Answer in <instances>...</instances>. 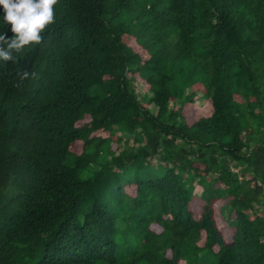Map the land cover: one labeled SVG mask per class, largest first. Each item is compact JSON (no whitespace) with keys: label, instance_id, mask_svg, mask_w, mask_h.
I'll list each match as a JSON object with an SVG mask.
<instances>
[{"label":"trees","instance_id":"obj_1","mask_svg":"<svg viewBox=\"0 0 264 264\" xmlns=\"http://www.w3.org/2000/svg\"><path fill=\"white\" fill-rule=\"evenodd\" d=\"M60 2L0 264H77L76 244L105 264H264V0Z\"/></svg>","mask_w":264,"mask_h":264},{"label":"clouds","instance_id":"obj_2","mask_svg":"<svg viewBox=\"0 0 264 264\" xmlns=\"http://www.w3.org/2000/svg\"><path fill=\"white\" fill-rule=\"evenodd\" d=\"M60 3V0H0V220L2 214L12 213L26 199L31 187L27 155H32L36 146L31 139L23 137L26 112L35 96L49 88L44 74L55 56L51 32L59 28L55 22ZM81 121L73 123V127L81 126L83 123L78 125ZM74 142L78 140H73L69 149ZM125 188L131 189V194ZM138 189L137 182L123 187L135 202ZM109 224L113 233L109 242L104 239V244L109 254L116 247L115 257L124 242V228L120 229L126 224L121 220ZM163 254L167 255L165 251ZM66 258L77 264H105L109 255L98 258L86 245L76 244Z\"/></svg>","mask_w":264,"mask_h":264},{"label":"rangeland","instance_id":"obj_3","mask_svg":"<svg viewBox=\"0 0 264 264\" xmlns=\"http://www.w3.org/2000/svg\"><path fill=\"white\" fill-rule=\"evenodd\" d=\"M126 41H127V42H130L129 39H126ZM135 88H137V91H138L140 94H143L144 92H147V88L145 87V85L143 84V82H142L140 79H139V80H136V82H135ZM197 104H199V103H197ZM150 107H152V105H150ZM194 107H196V106H194ZM194 107L189 106V107H185V108H184L186 114L188 115V117H189V116H192V112H193V110H194ZM85 121H86V120H82L81 122L78 123V125H81V124L84 123ZM128 137H130V135H129V134H126V135H125V138H128ZM79 148H80V143H79V142H74V143H72L71 146H70V149H71L72 151L76 152V153H79V152H80V149H79ZM125 189H126V192H127V193L131 194V189H129V188H125ZM218 206H219V204H217L216 206H214V215H215V216L217 215ZM188 207H189V209H192V208H193L191 205H188ZM193 215H194L195 217H198L197 214L194 213V212H193ZM198 215H199V214H198ZM216 219H217V221H219V216H216ZM153 228H154L156 231H158V227L153 226ZM224 233H225V232H224ZM226 239H229V236H227ZM165 252L168 253L169 250H165ZM180 264H182V262H180Z\"/></svg>","mask_w":264,"mask_h":264}]
</instances>
